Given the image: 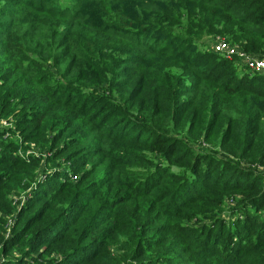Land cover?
I'll return each mask as SVG.
<instances>
[{
	"label": "trees",
	"instance_id": "16d2710c",
	"mask_svg": "<svg viewBox=\"0 0 264 264\" xmlns=\"http://www.w3.org/2000/svg\"><path fill=\"white\" fill-rule=\"evenodd\" d=\"M198 12L264 55V0H0V264H264V75Z\"/></svg>",
	"mask_w": 264,
	"mask_h": 264
},
{
	"label": "rangeland",
	"instance_id": "374dc122",
	"mask_svg": "<svg viewBox=\"0 0 264 264\" xmlns=\"http://www.w3.org/2000/svg\"><path fill=\"white\" fill-rule=\"evenodd\" d=\"M190 14H192V13L187 14V16L190 17ZM198 14L202 18V21H203L202 25L201 26H197L196 28H193V27H191L190 25L187 24V26H188L187 29L180 30V32L183 33L184 35L188 36L191 41H193L196 45H198L197 48L200 51L206 50L207 52L210 53V52L213 51L215 45L218 42H219L218 44H222V43L226 44V43H228V44L236 47L237 50H241V48H240V46L238 44H235V43H232V42H228V40L225 37H221V34L212 32L211 25H213L215 23V21H213V18L210 15L202 14L201 12H198ZM186 21H188V20H184L183 26L185 25ZM249 55H251V54H249ZM240 64L241 63L237 62V63H235V65L232 64L234 66H230L229 65L228 67H231L232 69H234V67L237 69V67H238V69L240 71H242L240 69ZM5 120L10 121V124L12 125V123H13L12 120L13 119H12L11 116L6 118ZM199 150H201L203 152H206L208 149H207L206 145H204V143H203V144H201ZM20 155L22 157H28L30 155V156H33V157L37 158V157H39L40 154H39L38 149L35 147V145L32 144V145H29V148L26 150L25 153L21 152ZM44 177H45V175L43 173H40L38 175V180H41V179L44 180ZM229 203H230L229 200H226V204H229ZM229 222L230 221H228L227 225L229 224Z\"/></svg>",
	"mask_w": 264,
	"mask_h": 264
},
{
	"label": "built area",
	"instance_id": "2783aa9c",
	"mask_svg": "<svg viewBox=\"0 0 264 264\" xmlns=\"http://www.w3.org/2000/svg\"><path fill=\"white\" fill-rule=\"evenodd\" d=\"M218 43L215 45L213 51L228 60L235 59L236 62L241 63L240 69L242 72L249 73L250 75H264V55H249L241 50H237L236 47L228 43ZM8 127H10V122L0 117V129Z\"/></svg>",
	"mask_w": 264,
	"mask_h": 264
}]
</instances>
